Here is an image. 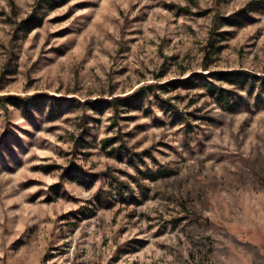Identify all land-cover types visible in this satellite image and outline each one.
<instances>
[{"label":"rangeland","instance_id":"obj_1","mask_svg":"<svg viewBox=\"0 0 264 264\" xmlns=\"http://www.w3.org/2000/svg\"><path fill=\"white\" fill-rule=\"evenodd\" d=\"M263 75L264 0H0V264H264Z\"/></svg>","mask_w":264,"mask_h":264},{"label":"trees","instance_id":"obj_2","mask_svg":"<svg viewBox=\"0 0 264 264\" xmlns=\"http://www.w3.org/2000/svg\"><path fill=\"white\" fill-rule=\"evenodd\" d=\"M184 10H189L188 7H182ZM228 73L227 74H230L231 75V79H233L236 75H238L239 79L240 80H247V81H250L253 79L249 78L250 77V74L248 71H243V70H231V71H227ZM204 74H207V73H204ZM213 74V73H212ZM264 76V75H263ZM189 77H187V79L185 80H188ZM251 81V84L252 86H254V82ZM239 82V81H238ZM263 83H264V78H263ZM146 90V87L145 86H142L138 91H135L134 93H130V94H127V95H118L114 98H112L111 100L112 101H115L116 102V106H118L120 103L123 104H131V103H134V101L136 102V100L138 99H141L144 94H145V91ZM207 90L208 92H210L211 94H213L216 98V100L223 106H233L234 105V102L232 100L233 97L231 96L232 94V91L226 87H223V86H219V85H216V84H212L211 82L207 85ZM41 98V95L39 96H29V97H21L19 95H1L0 96V106L2 105H6L8 103V101L10 100H13V103L16 104V103H21V104H24L26 106H30V105H38L40 104L39 103V100ZM62 100H64L63 98H59L58 97V101L61 102ZM102 100L104 99H99L96 98V99H93L92 102H101ZM125 145L124 144H121V145H118V147H116V151H120L122 152V148L124 147ZM73 169L72 170H79L81 169V167L79 165H75L74 167H72ZM162 168H167L166 165H164ZM165 169H162V170H165ZM86 173V171H83ZM164 173H166V171H163ZM87 174V173H86ZM148 174V173H146ZM123 192V189H120L119 190V193L121 194Z\"/></svg>","mask_w":264,"mask_h":264}]
</instances>
